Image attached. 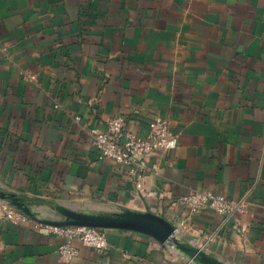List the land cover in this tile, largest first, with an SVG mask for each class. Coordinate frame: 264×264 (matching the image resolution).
I'll use <instances>...</instances> for the list:
<instances>
[{
    "label": "crops",
    "instance_id": "crops-1",
    "mask_svg": "<svg viewBox=\"0 0 264 264\" xmlns=\"http://www.w3.org/2000/svg\"><path fill=\"white\" fill-rule=\"evenodd\" d=\"M117 115L137 134L167 118L176 147L144 170L100 160L88 129ZM192 190L246 209L191 214ZM0 191L47 219L151 211L224 263L264 264V0H0ZM103 230L105 248L75 240L63 261L60 237L0 218V264H200Z\"/></svg>",
    "mask_w": 264,
    "mask_h": 264
},
{
    "label": "built area",
    "instance_id": "built-area-1",
    "mask_svg": "<svg viewBox=\"0 0 264 264\" xmlns=\"http://www.w3.org/2000/svg\"><path fill=\"white\" fill-rule=\"evenodd\" d=\"M92 145L98 150L100 160H110L127 168H146L147 156L157 151H171L176 147L177 135L170 128L167 118L154 117L145 134H137L127 128L126 119L122 115L108 119L102 127L92 126L88 129ZM179 202L188 207L191 214L204 209H211L221 215L230 217L236 212L245 211L243 199H228L208 190H192L182 195ZM0 218L13 223L29 222L36 229H43L51 235L61 238L57 252L63 261H69L78 254L74 244H81L94 249L107 246V239L102 228L87 225H58L32 217L20 211L7 201L0 199ZM187 220L181 221L185 227Z\"/></svg>",
    "mask_w": 264,
    "mask_h": 264
},
{
    "label": "water",
    "instance_id": "water-1",
    "mask_svg": "<svg viewBox=\"0 0 264 264\" xmlns=\"http://www.w3.org/2000/svg\"><path fill=\"white\" fill-rule=\"evenodd\" d=\"M0 199L7 201L25 214L37 217L19 195L14 192L0 191ZM58 214L57 219L41 220L58 225H87L98 228H117L147 233L162 242H171L184 251L191 259L200 264H227L212 256L203 249L174 236L176 227L162 216L151 211H136L130 209L112 211L75 210L65 205L54 204Z\"/></svg>",
    "mask_w": 264,
    "mask_h": 264
},
{
    "label": "bare ground",
    "instance_id": "bare-ground-1",
    "mask_svg": "<svg viewBox=\"0 0 264 264\" xmlns=\"http://www.w3.org/2000/svg\"><path fill=\"white\" fill-rule=\"evenodd\" d=\"M25 201V200H24ZM52 205V204H51Z\"/></svg>",
    "mask_w": 264,
    "mask_h": 264
}]
</instances>
